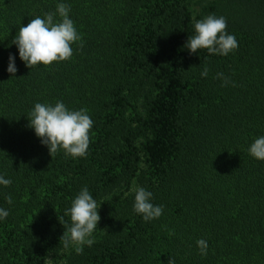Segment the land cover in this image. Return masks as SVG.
I'll use <instances>...</instances> for the list:
<instances>
[{
	"label": "trees",
	"instance_id": "1",
	"mask_svg": "<svg viewBox=\"0 0 264 264\" xmlns=\"http://www.w3.org/2000/svg\"><path fill=\"white\" fill-rule=\"evenodd\" d=\"M60 3L83 47L26 67L12 40ZM209 15L238 41L227 56L185 47ZM57 101L88 110L86 157H51L29 126L36 103ZM261 136L264 0H0V264H264V160L249 153ZM85 186L101 219L77 254L60 238ZM138 187L158 219L134 212Z\"/></svg>",
	"mask_w": 264,
	"mask_h": 264
},
{
	"label": "clouds",
	"instance_id": "2",
	"mask_svg": "<svg viewBox=\"0 0 264 264\" xmlns=\"http://www.w3.org/2000/svg\"><path fill=\"white\" fill-rule=\"evenodd\" d=\"M70 6L64 3L57 5L56 12L45 13L44 17L36 16L27 24L19 27L18 34L12 40L18 48L19 57L26 67L32 68L37 65L49 66L53 62H61L71 59L73 49L71 45L81 42V35L77 32L74 22L69 17ZM60 19L56 20L55 17ZM195 35L188 38L185 47L190 54L197 53L199 49H207L209 54L227 56L238 48L236 37L227 32V21L223 16L209 15L194 24ZM7 71L15 75V57L9 55ZM208 68L201 72L202 77H207ZM217 79L223 81L226 86L228 79L223 73H217ZM87 109L69 110L62 101H57L55 106L36 103L31 111L29 126L34 129L41 142L48 146L49 153H57L63 149L65 155L73 158L86 157L90 144V130L93 121L87 114ZM251 156L258 160H264V136L257 138L249 148ZM10 179L0 176V185L9 186ZM152 193L143 187L135 189V202L133 210L142 215L144 221L158 219L163 214L162 205H153L150 201ZM9 204L11 196L6 197ZM97 201L85 186L72 201V205L66 210L70 214L71 227L64 232L60 240L65 248L75 244L77 254H82L83 246L91 247L95 240L92 237L97 229L100 216ZM9 212L0 208V219H4ZM59 240V241H60ZM201 255H207L208 244L201 238L197 241ZM168 264H175L170 258Z\"/></svg>",
	"mask_w": 264,
	"mask_h": 264
}]
</instances>
